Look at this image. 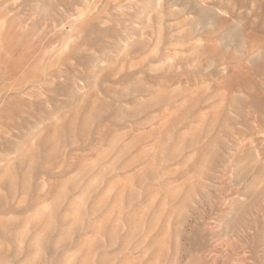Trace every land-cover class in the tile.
<instances>
[{
    "label": "rangeland",
    "instance_id": "1",
    "mask_svg": "<svg viewBox=\"0 0 264 264\" xmlns=\"http://www.w3.org/2000/svg\"><path fill=\"white\" fill-rule=\"evenodd\" d=\"M6 6L0 264H264V0Z\"/></svg>",
    "mask_w": 264,
    "mask_h": 264
},
{
    "label": "bare ground",
    "instance_id": "2",
    "mask_svg": "<svg viewBox=\"0 0 264 264\" xmlns=\"http://www.w3.org/2000/svg\"><path fill=\"white\" fill-rule=\"evenodd\" d=\"M6 3L7 0H0V7L5 5L4 9L0 8V125L2 126L4 124L2 120L3 115L6 111L4 102L12 95V92H21L23 90H27V88L36 81L35 74L38 73V71H35L29 74L28 69H26L28 64L27 59L18 57V52H20L18 51V34L14 30L13 16L10 15L9 10L6 9ZM20 72L22 73L19 75ZM28 113L29 111L26 110L25 115L23 116V119H25L24 125H19L20 132H23L24 130L26 133L28 132ZM6 129L7 130L5 133L2 129L0 130V159H2L5 154H7V151L4 150L5 140L8 139V136L13 130L11 128ZM23 148H25V152L29 150L27 142L24 143Z\"/></svg>",
    "mask_w": 264,
    "mask_h": 264
}]
</instances>
